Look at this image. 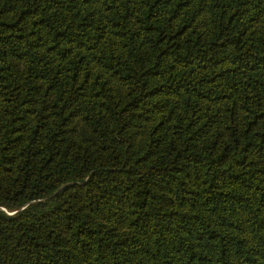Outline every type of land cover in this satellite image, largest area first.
<instances>
[{
	"label": "trees",
	"instance_id": "1",
	"mask_svg": "<svg viewBox=\"0 0 264 264\" xmlns=\"http://www.w3.org/2000/svg\"><path fill=\"white\" fill-rule=\"evenodd\" d=\"M0 264H264V0H0Z\"/></svg>",
	"mask_w": 264,
	"mask_h": 264
}]
</instances>
